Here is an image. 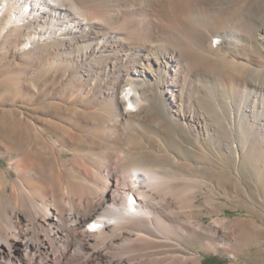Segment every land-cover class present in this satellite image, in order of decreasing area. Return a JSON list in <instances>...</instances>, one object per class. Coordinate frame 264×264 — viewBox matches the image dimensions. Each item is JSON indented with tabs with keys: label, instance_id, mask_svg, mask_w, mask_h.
<instances>
[{
	"label": "bare ground",
	"instance_id": "obj_1",
	"mask_svg": "<svg viewBox=\"0 0 264 264\" xmlns=\"http://www.w3.org/2000/svg\"><path fill=\"white\" fill-rule=\"evenodd\" d=\"M1 67L21 98L0 110V264H202L184 240L235 259L259 239L197 202L193 169L257 205L239 165L264 185V0H0ZM175 130L197 160L136 155Z\"/></svg>",
	"mask_w": 264,
	"mask_h": 264
},
{
	"label": "rangeland",
	"instance_id": "obj_2",
	"mask_svg": "<svg viewBox=\"0 0 264 264\" xmlns=\"http://www.w3.org/2000/svg\"><path fill=\"white\" fill-rule=\"evenodd\" d=\"M13 69L14 68H12V67H10V68L9 67H7V68L6 67H3V68L1 67L0 68V106H1L0 110H6L5 106L3 105V103H5L6 101H9V102L13 103L15 101L18 102V100H20V98H21L20 97L21 95L16 93L15 79H12V76H14V75L17 76L19 73L17 71H15L16 69H14V70ZM10 70L12 72L15 71V72H13L14 74H12V72ZM10 74H12V75H10ZM15 76H14V78H15ZM1 78H2V80H1ZM12 80L14 82H11ZM0 120H1L0 121V123H1L3 119L0 118ZM0 136H2V133H0ZM167 141H168V143H166ZM164 143H165L166 147L161 149V150H160V148L157 149L158 151L152 150L150 148H146V149L144 148L145 149L144 151L142 149V151L137 153L136 155H139L138 157L143 158L146 163H150L151 162V164H155V165H157V164L158 165H167L168 164V160H166V159H164V160L163 159H158L157 157L162 156V154L164 153L165 149H169L170 151L173 150L174 152H176V149L178 150L180 148H183L184 150H186V151L183 152V154H182L183 156H185L187 158H191V159L193 158V159L197 160V156L195 154L196 153V149H194L193 146H192V144H193L192 140L182 130L172 131L171 137L169 136L168 139H165ZM189 149L192 152H190ZM144 161H142V162H144ZM164 161H167V163L164 162ZM246 161L247 160H242L241 161V164L239 165V170H241L240 172H241L242 178H244L243 180H244L245 184L249 186V191H250L249 193H251V196H253V199H255V200L257 199L256 200L258 202L257 205L251 199V197H250V195L248 193L244 192V194L239 195V194H237V192H235V190H234V188L232 186H230L228 184L227 185L225 184L226 185V187H225V185H222V184H224L222 182L223 181L222 178L225 179V177H220V179H219V176H217V177L215 176L216 179H214V176L212 177L210 175V177H209V176H207L208 173L205 174L206 172L198 170L196 168V169H193L194 176L195 177L199 176L198 178H201L202 180H205V182L207 181L206 183L209 182L206 186H204L203 190H204L205 193L203 192V195H201L197 199V202L204 201L206 196H208V197L213 196L212 198H214L216 200V202H217V203H215L216 204L215 206L217 207V209L221 210L223 208L222 212L220 213V217H226V218L234 219V218H237L239 216L247 215L249 218L256 219V221L258 223L260 222V224H261V223H264V213H263L264 212V185H259L258 186L255 183L256 177L254 176V174H255L254 173V169L250 165H248L249 162L247 161V163H246ZM228 163L230 165L233 164L230 161H228ZM7 165H8L7 160L2 155H0V172ZM232 166L234 168V164ZM185 174L187 176H190V174L187 173V172H185ZM14 175L15 174L13 173V176ZM215 180H218L219 182L218 181L215 182ZM212 186H213L214 189L212 188ZM220 187L222 189L225 188V190H222ZM248 196H249V198H248ZM234 197L236 199H233ZM237 198H239V199H237ZM231 201H233V202H231ZM239 201H240L241 204H246V205H248L250 207L252 206L254 209H256V210H258L260 212H258V214H253L254 215L253 216L252 213L249 212L244 207H236V204L239 203ZM242 201H243V203H242ZM248 203L249 204H253V205H249ZM204 212H207V211L204 210ZM213 216L217 217V215H215V214H213ZM250 216H252V217H250ZM210 219H211V216L206 215V214L204 215V220L205 221H209ZM256 231H257L256 232V237H257V234H258L257 238H259V239H256L255 241L250 242V244H246V247H245V245H244V247L239 245L242 248V250L239 248V246L237 247L236 244H233V245H231L228 248V252L230 251L229 250L230 248L232 249L229 253H231V254L232 253L235 254L234 252L237 253V254H235L236 257H237L235 259L232 258V257L231 258L228 257L226 255L227 251H225L222 246H220V250L217 251V252H214V251L208 250V249L205 250V248H203L202 245H201L202 244L201 242L203 240L201 237H197L195 239L194 238H190V239H186L187 241L186 240H184V241L186 242L187 245L191 246L190 248L192 250L199 251V254H200L201 258H202V264H264V227H263V229H261V230L257 229ZM203 242H204V240H203ZM233 248L236 249V251H233L234 250ZM238 248H239V251H237Z\"/></svg>",
	"mask_w": 264,
	"mask_h": 264
}]
</instances>
